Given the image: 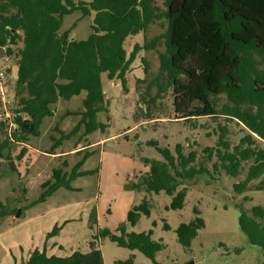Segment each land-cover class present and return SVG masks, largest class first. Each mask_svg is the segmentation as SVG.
<instances>
[{
	"label": "trees",
	"instance_id": "obj_1",
	"mask_svg": "<svg viewBox=\"0 0 264 264\" xmlns=\"http://www.w3.org/2000/svg\"><path fill=\"white\" fill-rule=\"evenodd\" d=\"M76 11L83 16L95 12L87 38H74L76 23L64 27L65 17ZM158 21L166 25L165 32L145 38L144 44L136 43L128 53L126 39L146 34ZM162 42L165 49L159 51V70L149 81V87L156 85L158 89L152 101L171 95L176 113L181 114L179 118L224 116L228 123L240 126L244 135L232 147L226 137L227 125L219 123L217 146L204 150L209 159L217 157L213 170L238 177L234 190L244 192L264 174V0H0V45L17 65L9 117L0 100V177L9 169L16 181L20 180L18 163L28 146H33V138L45 132L47 139L57 130L61 136L52 148L40 150L47 156L59 154L57 157H63V161L41 184L43 191L32 203L44 202L62 188L76 190L72 181L95 171L83 166L100 144L86 139L81 147L77 145L80 142L74 146L73 153H66L59 146L80 131L87 137L107 129L108 123L101 119L106 115L110 120L102 74L120 81L127 90L136 55L142 49H156ZM143 62L148 74L149 63L145 58ZM221 95L226 101L218 107ZM210 97L216 107H199L186 114L190 102ZM75 98L81 101L80 107L67 108V103ZM148 143L155 146L162 159L146 158L147 170L136 175V181L128 183L127 188L148 193L165 191L172 197L170 207L182 209L187 182L208 171L204 161H198L196 149L186 151L182 143L176 145L175 151L160 146L157 140ZM82 153L84 156L68 171L67 156ZM254 188L264 190V180ZM237 206L241 229L252 244L262 248L264 256V206L255 205L250 211L242 203ZM17 209L18 206L9 208L0 201V221H5L2 228L20 219L21 215L15 218ZM150 212L151 204L145 196L128 210L127 222L134 226L143 214L149 216ZM194 213L193 220L180 224L176 230L180 243L187 248L205 227L198 207ZM97 220L93 208L90 221L95 224ZM61 226L56 225L47 233L46 245ZM164 228L170 229L167 222ZM99 229L94 239L109 238L118 246L139 250L153 261L165 248L161 241L153 239L152 229L139 233L128 232L125 225L114 232ZM46 245L36 248L22 264H105L96 241H91L87 252L76 249L65 256L49 254ZM118 264H134V256Z\"/></svg>",
	"mask_w": 264,
	"mask_h": 264
},
{
	"label": "rangeland",
	"instance_id": "obj_2",
	"mask_svg": "<svg viewBox=\"0 0 264 264\" xmlns=\"http://www.w3.org/2000/svg\"><path fill=\"white\" fill-rule=\"evenodd\" d=\"M94 17L95 12L83 16L80 11H76L65 17L64 27H71L76 23L72 31L73 36L76 39H84L92 32ZM162 23L163 21H158L152 24L146 34L129 36L124 44L127 52L130 53L136 43L144 44L145 38L151 39L164 33L166 25ZM164 49L162 42L156 49H142L136 55L128 74L127 90L120 81L110 80L106 73L102 74L110 120H107L106 115L101 119L108 123L107 129L87 137L80 131L59 146L66 149L80 142L77 145L81 147L86 139L92 141L98 137L105 138L103 144L94 149L95 152L83 166L85 170L95 171L72 181L76 190L62 188L46 201L32 203L43 191L41 184L51 177L53 168L63 161V157H50L48 161L43 162V155L39 157V152L34 151L28 153L23 162L18 163L20 180L16 181L14 173L9 169L0 177V201L7 203L9 208L18 206L17 212L21 211L20 219L7 228H2L5 221H0V264H22L26 260V254L29 252L27 249L32 248L30 245L34 240L28 239L27 234L24 237V233H19L17 227L25 219L37 214L43 216L49 211L52 212L45 216L43 227L47 225L49 217L52 221L51 225L48 224L50 227L44 240H47V233L56 225H62L59 233L48 239L51 240L50 254H70L73 246H79L78 249L83 251L90 249L91 241H96L102 250L105 264H118V261L124 262L132 256L134 264H262L263 250L260 246L252 244L241 229L240 207L237 204L242 203L247 211L255 205L264 206V190L254 188L264 180V174L253 180L244 192H236L234 186L240 179L224 170H213L217 157L209 159L204 149L207 146H217L219 123L227 125L229 132L226 137L233 147L244 135L240 126L228 123L224 116L217 119L212 116L193 115L179 118L181 114L176 113L171 95L152 101L158 89L156 85L149 87V81L159 70V51ZM5 57V52L0 50V68L6 65ZM143 58L149 63L148 74L144 70ZM13 66L10 81L13 74L17 76V67ZM13 89L14 85L7 87L12 97ZM225 101V96L221 95L217 100L218 107ZM79 102L81 101L75 98L67 103V108H79ZM204 106L216 107L212 97L204 101L195 100L185 108L186 114ZM47 135L44 132L43 136L33 138V144L52 148L61 133L53 130L46 139ZM150 140H157L160 146L168 147L172 151H175L178 143L185 145L186 151L196 149L198 161H204L208 169L187 182L188 193L182 209L170 207L172 197L165 191L148 193L127 188L128 183L136 181V175L147 170L144 163L146 158L162 159L155 146L148 143ZM74 155L67 156L68 171L84 153ZM242 177H245V173ZM14 187L16 190H13ZM145 196L151 204L150 215L143 214L138 223L132 226L127 222V212ZM18 199L22 200L20 204ZM77 204H81L82 208L75 214L71 213L70 210H74ZM65 205L73 207L63 210ZM195 207L200 209L205 227L199 230L191 247L187 248L180 243L176 230L180 224L188 223L196 217ZM93 208L98 219L95 224L90 221ZM67 214L71 217L64 224ZM15 218L18 217L15 215ZM165 222L169 224L170 229L164 228ZM121 225H125L128 232L153 230V239L165 245V248L157 253L156 261L139 250L118 246L109 238H100L99 241L93 238L99 228H108L114 232ZM55 247L58 248L55 250Z\"/></svg>",
	"mask_w": 264,
	"mask_h": 264
},
{
	"label": "crops",
	"instance_id": "obj_3",
	"mask_svg": "<svg viewBox=\"0 0 264 264\" xmlns=\"http://www.w3.org/2000/svg\"><path fill=\"white\" fill-rule=\"evenodd\" d=\"M0 50H2L3 53H4L5 52V47H3V46L0 45ZM5 62H6V65L3 66V67L9 66L11 68V66H12L13 69H14V66L13 65H15L17 67L16 62H15V59L12 58V57L6 56L5 57ZM11 70H12V68L9 71V78H10ZM10 82H11V84L8 85L9 87H10V85L11 86L12 85L15 86V84L17 82V76H15L13 74V79ZM104 139L105 138L98 137V138L92 140V142L94 144H100L101 145V144H103ZM40 149H42V148L40 146H38V145H34L33 144V146H28V152L26 153L25 157L28 155V153H31L32 151L39 152V154H40L39 157H41V155H43V157H42L43 158V162H45V161H48L50 157H57L59 155V154H50V155L47 156V154H45L44 152H42ZM65 150H67L66 153H73V152H75L74 147L67 148ZM25 157H24V159H25ZM81 206H82L81 204H77L76 207H75V209L74 210L71 209L70 212L73 213V214H75L76 212H78L82 208ZM72 207H73V205H65L64 208H63V210L64 209L65 210H69L68 208H72ZM50 212H52V211H49L47 213H44L45 215L43 214V216H38L40 214H37L36 216L29 217V218L25 219L24 221H22L20 223V225L17 227L19 233H22L23 232L24 233V237H25V234H27L28 239L34 240L33 243H35L34 246H33V243L30 245L32 247V248H30V250L27 249L29 251L28 252L29 254L26 252L27 253L26 254L27 255L26 256L27 258L26 259L29 258V256L31 255V253L36 248L42 249L46 245V241L44 240V237H45L46 231L49 229V227L51 225V221H52L51 217L48 218L47 225L45 227H43V225H44V222L46 220V217L45 216L47 214H49ZM70 217L71 216H68V214H67L65 220H69ZM49 223H50V225H48ZM70 243H72V242H70ZM50 244H51V240L50 241H47L46 247H47V250H49V252H48L49 254L51 253L50 252L51 250L49 249V247H51ZM56 248H58V247H55L54 249L56 250ZM78 248H79V246H73L72 247V252L74 250L78 249ZM89 250L90 249L86 248L85 250H83V252H87ZM72 252H70V254ZM66 255H69V254H66ZM103 258H104V256H103ZM104 263H105V260H104Z\"/></svg>",
	"mask_w": 264,
	"mask_h": 264
},
{
	"label": "built area",
	"instance_id": "obj_4",
	"mask_svg": "<svg viewBox=\"0 0 264 264\" xmlns=\"http://www.w3.org/2000/svg\"><path fill=\"white\" fill-rule=\"evenodd\" d=\"M7 68H10V67L6 66L3 68H0V100L2 102L3 110L5 111L6 116L9 117L11 115L10 108L12 107L14 100L7 91V87L10 82L9 72H7Z\"/></svg>",
	"mask_w": 264,
	"mask_h": 264
},
{
	"label": "water",
	"instance_id": "obj_5",
	"mask_svg": "<svg viewBox=\"0 0 264 264\" xmlns=\"http://www.w3.org/2000/svg\"><path fill=\"white\" fill-rule=\"evenodd\" d=\"M20 213H21V211L19 210V211L16 213V217H19V216H20Z\"/></svg>",
	"mask_w": 264,
	"mask_h": 264
}]
</instances>
